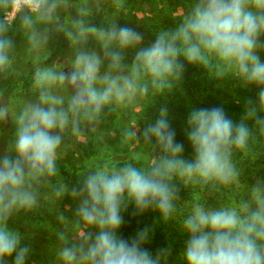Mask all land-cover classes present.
<instances>
[{
  "label": "clouds",
  "instance_id": "obj_1",
  "mask_svg": "<svg viewBox=\"0 0 264 264\" xmlns=\"http://www.w3.org/2000/svg\"><path fill=\"white\" fill-rule=\"evenodd\" d=\"M12 3L21 12L19 27L14 31L0 20V78L14 70L10 33L19 32L33 57V98H0V125L14 126L0 151V264L13 256V264H26L30 247L8 222L36 209L42 195L52 205L66 195L78 201L72 220L59 216L64 229L56 232L54 264H168L171 244L155 255L144 247L152 227L130 239L118 232L129 205L134 215L157 213L159 225L172 222L182 188L199 193L181 221L183 264H264V179L245 183L242 167L257 159L254 148L264 139V0H183L174 26L160 28L149 43L142 32L117 23L125 0ZM106 8L112 15L98 22ZM60 37L68 46L67 68L41 57ZM186 66L257 88L255 99H240L238 120L220 106H190L188 156L167 106L139 128L154 98L180 88ZM118 112L128 117L118 130V147L142 150L117 159L113 150L99 149L77 175L79 185L69 189L58 166L66 138L86 144Z\"/></svg>",
  "mask_w": 264,
  "mask_h": 264
},
{
  "label": "rangeland",
  "instance_id": "obj_2",
  "mask_svg": "<svg viewBox=\"0 0 264 264\" xmlns=\"http://www.w3.org/2000/svg\"><path fill=\"white\" fill-rule=\"evenodd\" d=\"M182 3L183 0H125L126 6L119 13L121 17L118 18L117 23L122 21L121 25L127 24L142 32L145 37L144 42L149 43L154 39L155 33L160 28L174 26ZM19 10L13 4L11 10L6 13L8 23L11 22ZM103 14L105 16H111L112 10L106 8ZM10 35H14L16 42V61L14 70L6 78H0V98L8 100L9 102L22 103L33 98L31 76L34 70V62L33 57L25 50L26 45L22 34L16 32L10 33ZM89 47L95 48L96 45L94 42H90ZM260 55L261 59L264 60V52H261ZM41 57L44 63L52 64L57 68L69 67L67 42L62 37L53 40L50 42L46 52L41 53ZM197 86L201 95L216 98L222 96L228 97L235 88L240 87L237 81L230 78L222 81L211 79L201 68L198 70ZM247 90L256 96L257 88L255 86H249ZM173 92L154 98V102L145 111L151 115L145 117L146 113H144V117L139 121V128L141 130L149 123L148 119L153 118V113L150 111V108L154 110L153 108L155 106H159V108L161 106H168ZM135 111L139 112L140 109H136ZM127 122V115L118 112L108 117L96 132L91 133L86 144L75 141L70 137L66 138V146L60 152L58 166H64L69 172H72L76 181L75 183L79 185L81 177L77 175L84 168L94 163V155L97 154L99 149L108 148L113 150L115 158L117 159H122L124 156L131 157L134 152L142 150L143 146L139 150H133L134 146L123 149L118 147V130L122 124ZM1 132L2 136L11 134L14 132V126L10 121L5 122L0 125ZM2 150L1 142L0 151ZM242 163L244 164L242 165L244 168L255 170L259 167V157L258 161L257 159L255 161L245 160ZM66 196L67 199L63 197L55 205H52L46 202L42 195L39 206L33 211H30L29 216L25 212H21L9 219V227L19 231L22 235L21 244H27L30 247V254L26 260V264H54L55 249L58 244L56 232L64 229V225L61 224L59 216L63 215L66 220H72L78 204V201L73 200L71 196ZM31 216L34 217L31 218ZM36 233L38 237L35 236ZM35 254H40L41 259L38 261L35 260ZM13 260L14 256L7 258L6 264H13Z\"/></svg>",
  "mask_w": 264,
  "mask_h": 264
},
{
  "label": "trees",
  "instance_id": "obj_3",
  "mask_svg": "<svg viewBox=\"0 0 264 264\" xmlns=\"http://www.w3.org/2000/svg\"><path fill=\"white\" fill-rule=\"evenodd\" d=\"M13 6L12 0H7V3H4V0H0V20L7 21L6 13L11 10ZM21 14L20 10L15 14L9 23L13 30L19 26V15ZM105 15L102 13L96 17L98 22H103L105 20ZM8 22V21H7ZM122 21H119L118 24H121ZM197 67L186 66L183 80L180 84V88L175 90L172 93V97L168 103L167 108L169 109V120L172 127L176 131V140L178 142L185 143V156L191 154V146L188 144L187 137L184 134V126L187 118V114L190 106L203 107V108H212V107H223L225 112L234 119H239V115L242 111V105L239 103L240 99L251 97L256 98L255 94L251 91L237 87L235 88L228 97H211L203 96L198 91L197 86V76H198ZM153 108V107H152ZM159 106H155L150 111L153 113V118H149L148 122H154L158 116L157 109ZM145 117H148L151 114L145 112ZM143 129V128H142ZM117 133V132H116ZM13 133L6 134L2 136L0 133V143L2 142V148L6 146L7 140L11 137ZM142 145H137L133 147V150H139ZM127 152V150H126ZM254 155L257 158L259 157V167L255 170L246 169L244 166V182L247 184H253L257 179H264V139H262L254 148ZM245 162V161H244ZM242 165H244L242 163ZM60 174L64 178L65 183L69 186V189L78 186L75 182V178L72 175V172H69L66 167L60 166ZM72 186V187H70ZM180 199L182 202L178 204V211L172 222L165 225L157 224L158 214L155 212H146L141 215H134V207L129 205L128 209L122 213L124 217V223L122 224L118 235L122 236L125 239H130L135 236L136 232L145 226H150L153 228V231L150 235L149 241L144 245L153 255L157 250L169 246H172V256L168 260V264H183V261L180 258V252L183 248V241L186 239L182 230H181V221L183 216L189 210V204L191 200L198 196L199 193L193 190L181 189ZM67 199V196L64 197ZM67 201V200H65ZM209 203H215L214 200H209ZM27 216L30 215V212H25ZM34 216H31L33 218ZM38 237L37 233L35 234ZM35 260H40V254L34 255Z\"/></svg>",
  "mask_w": 264,
  "mask_h": 264
}]
</instances>
